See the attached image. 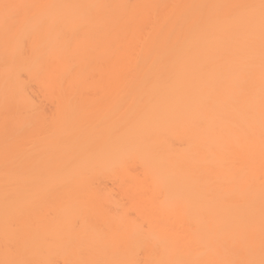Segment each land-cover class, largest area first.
<instances>
[{
	"label": "bare ground",
	"instance_id": "6f19581e",
	"mask_svg": "<svg viewBox=\"0 0 264 264\" xmlns=\"http://www.w3.org/2000/svg\"><path fill=\"white\" fill-rule=\"evenodd\" d=\"M0 264H264V0H0Z\"/></svg>",
	"mask_w": 264,
	"mask_h": 264
}]
</instances>
